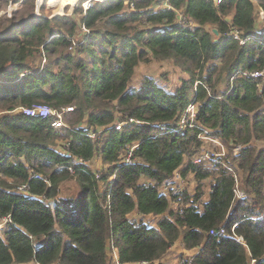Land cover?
Listing matches in <instances>:
<instances>
[{"label": "trees", "instance_id": "trees-1", "mask_svg": "<svg viewBox=\"0 0 264 264\" xmlns=\"http://www.w3.org/2000/svg\"><path fill=\"white\" fill-rule=\"evenodd\" d=\"M58 1L26 0L34 13L0 17V220H12L0 229V264H114L110 248L120 264H155L178 240L198 249L193 264H264V77L248 75L264 70V0H107L86 11ZM178 11L197 26L179 24ZM232 27L256 38L240 45ZM152 59L190 78L169 90L146 76L132 88ZM193 101L214 137L240 147L227 167L195 162L201 128L177 130ZM38 103L73 108V126L23 112ZM180 168L197 189L172 201L160 187ZM229 169L242 177L240 200ZM72 175L82 193L59 198ZM222 225L227 236L210 234Z\"/></svg>", "mask_w": 264, "mask_h": 264}, {"label": "rangeland", "instance_id": "rangeland-1", "mask_svg": "<svg viewBox=\"0 0 264 264\" xmlns=\"http://www.w3.org/2000/svg\"><path fill=\"white\" fill-rule=\"evenodd\" d=\"M35 2H37L38 0H33ZM69 1H71L72 3L74 2V0H67L66 3L63 0H59L58 1V5L63 4L64 5H71L69 3ZM3 3V1H1ZM0 2V3H1ZM33 5V4H32ZM25 5L16 15V17H14L13 19H18L19 17L28 15L30 13H34V8L37 7V5ZM52 7L56 6V5H50ZM79 6V5H76ZM7 7V5H0V10L1 9H5ZM56 12H60L58 10H54V8H44L42 6L41 8V14L42 15H54ZM3 20V19H2ZM1 20V21H2ZM263 20V19H262ZM264 34V33H263ZM149 76V77H153L155 79L158 80V82L163 85L166 89L169 90H175L176 88H178L182 81L184 79H189L190 75L185 72L183 69H181L180 67H178L174 60L172 59H167V60H150L148 62H144L142 63L135 72L131 87L132 88H136L138 89L140 83L142 82L143 78ZM74 121V117L72 115V113H65L64 115V122H65V126L60 127V128H56L53 127V129L55 130H61V129H66L69 128V125L73 126V122ZM225 144V143H224ZM203 151L202 149L199 150L194 156H198V155H202L205 154L207 152H214V153H224L222 154L220 158H218V160L222 161V165L227 167V161H230L233 159L234 153L231 150V148L225 144V150L223 152V149L218 147L216 144L214 143H203ZM194 159V158H193ZM211 164V163H209ZM213 165V164H211ZM93 167L94 169H104L102 173H104L106 171V166L105 164L102 162V160L98 157L95 158L93 160ZM213 167V166H210ZM179 172L181 175V168L178 169L175 172L176 173ZM175 175L173 177V179H175ZM183 176V175H182ZM242 180V178H241ZM212 181L209 180L207 182H204L203 184V191H205V193L207 194L208 191H210V186H211ZM186 188L190 191H192V193L194 192L195 189H197L195 180H194V176L193 177H188L186 179ZM238 189H240L241 191L244 192L245 195V191L242 190L241 186H238ZM82 193L81 190V186L78 183L77 179L75 176L72 175V177H68L66 179H63V181L61 182L60 185V190H59V198L62 199H67V198H72V197H77L78 195H80ZM241 198L238 197V200H240ZM147 220L152 221V223L154 225H156V223L158 222V218L157 217H147ZM114 251L110 248V255L112 256V254ZM193 252H195V254L198 252V249H195ZM192 251H188L183 247V243L181 240H178L177 243L173 246V248L165 255V257L158 261V263L156 264H182L183 261L186 258L191 257ZM113 258V256L111 257Z\"/></svg>", "mask_w": 264, "mask_h": 264}, {"label": "built area", "instance_id": "built-area-1", "mask_svg": "<svg viewBox=\"0 0 264 264\" xmlns=\"http://www.w3.org/2000/svg\"><path fill=\"white\" fill-rule=\"evenodd\" d=\"M3 1V3L1 2ZM93 1H100L103 2L105 0H88L84 5L85 8L88 9L93 5ZM0 5H7V7L5 9H1L0 10V17H4L7 18L8 20H13L14 18V13L16 12V10L21 6V5H25L26 0H0ZM237 34V33H236ZM237 37V35H236ZM244 41H242L243 43ZM256 76L260 75V73H256ZM73 108H63L62 110H53L51 107H49L48 105H44V104H37L34 105L31 108H26L24 109V112L32 117H42L44 119L46 118H50L52 117L51 120V124L53 127L56 128H60L65 126V122H64V115L66 112L72 111ZM197 107L195 105H190L188 107V109L180 116L178 125L180 126V128H184V127H190V128H201L203 131L200 133V135L198 136V139L203 143H214L216 144L218 147L223 149V152L225 150V144L222 143L221 141L213 138L211 136V130L206 127L203 126L199 121H198V117H197ZM127 125V122H120L117 124V129H121L122 127H125ZM222 154L224 153H214V152H207L204 155H199V156H194V160L196 163L198 164H202V165H206V166H214L211 165L213 164L212 162H218L217 158L220 157ZM132 153L130 152L128 155L126 154V159L125 161L127 163H131L132 161ZM211 163V164H209ZM63 168H68L69 171L71 173H74V169L72 167H64ZM234 177V181L235 184L237 186H242V181H241V175L240 173H237L235 170L229 169ZM34 176L37 178H44L42 175L36 174L35 172H33ZM46 182L51 183V181L49 179L46 180ZM185 182L184 177L177 172L175 175V179L173 181H169V182H165L163 185V189L165 192H167L168 198L172 201H174L175 197L180 198L181 197V191H182V186ZM20 189L24 190L25 187H20ZM236 194L238 197L243 198L244 197V192L241 191L240 189L236 190ZM109 201H110V196H108V202H104V208L107 209V207H109ZM177 203V202H174ZM174 207H179L178 204H174ZM7 224H12V220L9 217H4L2 218V220H0V227L1 228H5V226ZM237 223H235L232 226V232L234 233L236 239L238 241H242V237L237 236L235 234V230L237 227ZM211 235H220V236H227L229 234L228 228L226 227V225H222L220 228L218 229H212L210 231ZM158 263V262H156ZM155 263V264H156ZM256 260L255 259H251V261L248 264H255ZM114 264H120L119 263V257L117 252H114ZM142 264H149V263H142ZM182 264H193V255H191V257L186 258Z\"/></svg>", "mask_w": 264, "mask_h": 264}, {"label": "bare ground", "instance_id": "bare-ground-1", "mask_svg": "<svg viewBox=\"0 0 264 264\" xmlns=\"http://www.w3.org/2000/svg\"><path fill=\"white\" fill-rule=\"evenodd\" d=\"M88 0H74V5H81L83 8H84V11H86V10H88V9H86L85 8V3L87 2ZM107 0H105V1H103V2H106ZM216 1H219V0H216ZM103 2H100V1H93V5H96L97 3H103ZM92 5V6H93ZM171 4H170V2H169V0H166L163 4H162V7H167V8H170L171 6H170ZM177 22L179 23V24H184V25H186V26H189V27H195V26H197V24L195 23V22H193V21H190V20H188L187 19V17L181 12V11H178V18H177ZM83 29L85 30V32L86 33H89L90 31L88 30V29H86L85 27H83ZM215 31V30H214ZM237 33V34H236ZM230 35H231V37H233V38H235V39H237L238 41H239V44L240 45H244L245 43H246V41L247 40H250V39H255L256 38V36H248V37H243L242 35H241V33H240V31H238L235 27H232V29H231V32L229 33ZM236 35H237V37H236ZM263 38L264 37H262V38H259V39H261V40H263ZM242 41H244L243 43H242ZM77 44V42L74 40V39H72V46L70 47V48H73L75 45ZM256 73H260V75H258V76H256L255 74ZM248 75H250V76H252L253 78H261V77H264V70L263 71H257V72H253V73H249ZM236 76V75H235ZM260 87H261V85H260ZM38 104H44V103H38ZM34 105H37V104H34ZM33 105V106H34ZM44 105H47V104H44ZM190 105H195L196 107H197V105H196V103H195V101H193ZM189 105V106H190ZM33 106H31V107H33ZM49 106V105H48ZM188 106V107H189ZM31 107H25V108H23V112H24V109H26V108H31ZM49 107H51V106H49ZM52 108V107H51ZM68 108H70V107H68ZM53 109V108H52ZM188 109V108H187ZM186 109V110H187ZM54 110V109H53ZM25 113V112H24ZM26 114V113H25ZM27 115V114H26ZM27 116H29V115H27ZM32 117V116H31ZM39 117V116H38ZM42 118V117H41ZM42 119H44V118H42ZM190 127H184V128H180V126L178 127V131H183V130H186V129H189ZM203 131V130H202ZM211 136L213 137V138H215V139H217L216 137H214L213 135H212V133H211ZM217 140H219V139H217ZM219 141H221V140H219ZM222 143H224L223 141H221ZM134 148H135V146H132L130 149H129V153L131 152L132 154H133V150H134ZM239 149H240V147H238V148H236L235 150H234V153L235 154H237L238 153V151H239ZM202 151H203V147H202ZM211 152V151H210ZM128 153V154H129ZM206 154V153H205ZM202 155H204V154H202ZM199 156V155H198ZM221 157V156H220ZM220 157H218V158H220ZM132 158V157H131ZM218 158H217V160H218ZM125 159H126V156H125ZM125 159H124V161H125ZM220 162V160H218V162H212L213 164H216V163H219ZM125 163L126 164H131L132 163V161H131V163H127L126 161H125ZM198 164V163H197ZM107 167V166H106ZM103 170L104 169H98L97 170V174L100 176V174H101V172H103ZM99 176H97V177H99ZM185 179V178H184ZM208 181V180H207ZM207 181H205V182H207ZM164 185V184H163ZM163 185L160 187V191H161V193L162 194H164V195H166L167 197H168V195H167V192H165L164 191V189H163ZM184 188H186V180H185V182H184V184H183V186H182V190L184 189ZM182 192V191H181ZM240 198V197H239ZM242 199V198H241ZM0 229H3V228H1L0 227Z\"/></svg>", "mask_w": 264, "mask_h": 264}, {"label": "crops", "instance_id": "crops-1", "mask_svg": "<svg viewBox=\"0 0 264 264\" xmlns=\"http://www.w3.org/2000/svg\"><path fill=\"white\" fill-rule=\"evenodd\" d=\"M133 78H134V77H133ZM140 85H141V83H140ZM140 85H139V86H140ZM188 177H190V178H191L192 176L190 175V176H188ZM188 177H187V178H188ZM187 178H185V180H186ZM188 192H189L191 195H194V194H195V192H196V189L194 190V192H193V193H192V191H190V190H188ZM205 194H206V193H205ZM193 251H194V250H192V254H194V255H195V252H193Z\"/></svg>", "mask_w": 264, "mask_h": 264}, {"label": "water", "instance_id": "water-1", "mask_svg": "<svg viewBox=\"0 0 264 264\" xmlns=\"http://www.w3.org/2000/svg\"><path fill=\"white\" fill-rule=\"evenodd\" d=\"M215 32L218 33L217 30H215Z\"/></svg>", "mask_w": 264, "mask_h": 264}]
</instances>
